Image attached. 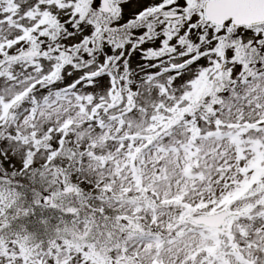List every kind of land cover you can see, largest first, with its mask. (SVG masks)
<instances>
[{
    "label": "snow or ice",
    "instance_id": "1",
    "mask_svg": "<svg viewBox=\"0 0 264 264\" xmlns=\"http://www.w3.org/2000/svg\"><path fill=\"white\" fill-rule=\"evenodd\" d=\"M210 2L0 0V31L15 28L19 35L10 39L24 51L39 45L31 63L17 65L30 70L25 77L13 72L15 79H9L3 74L6 63L0 65V95L13 89L27 93L18 106L7 108L8 115L5 105L13 103V95L0 105V264H30L22 238L32 236L29 244L44 241L47 250L75 220L76 196L87 182L70 187L78 179L74 133L68 130L75 122L48 118L61 93L79 99L78 108H90L89 101L98 104L114 92L117 80L131 91L144 85L157 94L173 89L182 94L202 76L227 73L231 83L239 82L246 65L264 71V20L217 21ZM29 29L31 37L25 36ZM4 56L0 51V61ZM69 156L73 164L66 165Z\"/></svg>",
    "mask_w": 264,
    "mask_h": 264
},
{
    "label": "rangeland",
    "instance_id": "2",
    "mask_svg": "<svg viewBox=\"0 0 264 264\" xmlns=\"http://www.w3.org/2000/svg\"><path fill=\"white\" fill-rule=\"evenodd\" d=\"M44 21H51V17L45 16ZM18 35L16 29L9 26H4L0 31V51H3L5 56L9 55L10 48L14 49L12 54L23 51L21 47H16L15 39H10ZM28 37H31V34ZM237 59L239 60V57ZM23 61L31 63L32 59L25 58L7 64L3 74L12 80L15 79L13 72L25 77L30 70L17 67ZM36 75H39L38 67L32 74L33 79ZM213 77L215 76H202L184 89L182 94H178L174 89L157 94L144 85L131 91L128 84L123 86L124 84L119 81L121 90L124 91L123 102L129 104L126 110L129 116L124 117V120L117 118L115 113L118 108L112 106L119 100L120 93L116 91L112 97L105 95L98 104L89 101L90 108L88 105L78 108L81 101L69 95H59V104L55 100L52 101L50 105L52 114L49 115V119L64 118L75 122V126L68 129L74 133L70 137L71 151L75 155L74 174L78 176L72 184L80 188L82 182H87V186L83 187V196L80 195L79 199H84L82 201H87L95 209L101 208L108 216H119L115 228L124 233L126 242L120 245L114 241L115 229L112 227L109 233L110 243L107 247L116 259L115 264H124L125 260L130 258L135 262L136 259H141L145 263L154 259H164L170 264H199L206 254V251L199 249L203 243L199 236L188 235L177 238L174 244L165 239L160 244L163 246L157 251L154 243H149L145 238L138 236L143 233L139 225L142 222L156 225L166 236L175 235L176 229L187 227L182 221L186 202L194 203L198 211L202 207H211L224 197L241 199L246 186L241 188L239 182L248 176L241 178L238 169L248 158L258 159L253 164L264 161V123L254 126L251 124L256 118H264V72L247 84L237 78L239 82L233 80L227 88L224 87L229 82L227 73L219 78L216 77L217 83L221 84L220 88L215 87L216 84L211 86L209 79ZM202 84L205 85L200 94L201 98L196 97L197 95L195 98L190 97ZM22 88H24L23 83L20 84V89ZM19 93L18 90L13 89L10 94L0 95V105H4L8 95H13L12 104L18 106L20 102L17 100L21 97ZM8 107L11 105H5V115ZM94 108L98 111H94ZM177 113L178 115L170 123H166L167 115L173 116ZM187 121L197 123L198 126L195 124L197 130L188 131L184 127H179ZM175 125L178 128L173 133ZM193 131H197L195 134L197 137L201 134L205 137L199 142L201 148L198 147V160L194 161L192 167L189 166L185 172L188 176L193 175L200 179L193 178L187 182V179L182 177L183 173L180 169L184 168L190 159L181 152L183 150L189 152ZM232 132L236 133L237 138L234 139L242 146H233L229 140H212L214 134L225 137L228 134L232 136ZM64 155L68 153L65 152ZM43 159L42 154L38 158V163ZM64 163L73 164V157L69 156ZM217 169L223 170L226 175L221 176L224 173L216 171ZM141 172L145 173L143 184H146V191L142 190L145 197L158 201L157 199H163V195L159 196V194H164L168 189L169 193H165L167 196L176 195L178 199L184 200L175 207L160 208L153 212L152 206L155 205L151 201L142 203L116 198L117 194L135 196L141 193L140 185L136 182ZM258 172L259 170L256 169L251 173L256 176ZM255 185L260 187V190L264 189V174L258 181L256 180ZM254 193L255 191H250L240 200L241 209L251 205L248 199H260ZM176 196L174 198H177ZM263 209L264 206H258L255 213L248 216L250 221L245 218L246 216L241 220L246 226L244 230L248 232L246 236L235 234L237 241L243 238L245 242H250L244 255L255 258V264H264V222L257 217L263 214ZM85 227L86 222L73 224L69 232L72 237L83 241L87 239L84 234L87 232ZM78 228H81L80 231ZM4 247L8 245L4 244ZM33 248L24 245V252ZM59 248L60 250H56L45 260V264H51L52 260L58 261V264H107L106 261L102 263V260L95 256L93 247L91 248L89 244L87 246L84 243L82 248L71 242L68 246L61 244ZM126 255L129 257L125 258ZM230 258L235 262L233 256ZM26 259L30 264L37 262V257L26 255ZM144 262L142 263L145 264ZM213 263L221 264V261L218 259Z\"/></svg>",
    "mask_w": 264,
    "mask_h": 264
},
{
    "label": "water",
    "instance_id": "3",
    "mask_svg": "<svg viewBox=\"0 0 264 264\" xmlns=\"http://www.w3.org/2000/svg\"><path fill=\"white\" fill-rule=\"evenodd\" d=\"M210 8H222L224 11L244 22L264 20V0H218ZM193 222H199L193 219Z\"/></svg>",
    "mask_w": 264,
    "mask_h": 264
}]
</instances>
